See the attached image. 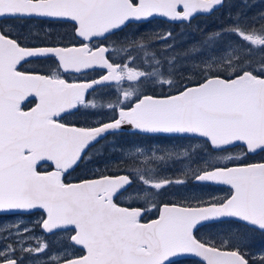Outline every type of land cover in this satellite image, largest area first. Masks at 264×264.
Here are the masks:
<instances>
[{"label": "snow or ice", "instance_id": "snow-or-ice-1", "mask_svg": "<svg viewBox=\"0 0 264 264\" xmlns=\"http://www.w3.org/2000/svg\"><path fill=\"white\" fill-rule=\"evenodd\" d=\"M253 7L249 0H0V21L72 25L65 39L0 23V214L44 213L29 225L0 224L7 233L0 235V264H25L26 257L29 264H174L171 258L180 254H193L198 264H264V247L253 250L255 235L264 238V161L244 162L249 153L264 152V56L252 55L264 53V7L248 15ZM224 8L229 23L186 53L174 51L173 29L142 31L157 16L190 24ZM117 32L125 50L118 60L109 40ZM49 58L55 66L47 74L20 70ZM70 72L100 74L70 82L63 78ZM165 87L174 94H148ZM101 88L115 97L103 106L89 98ZM30 98L37 102L25 110ZM75 113L92 116L90 126L64 122ZM126 130L134 137L206 140L218 155L191 170L193 183L227 185L230 195L188 190L178 200L157 201L176 195L173 188L187 189V180L160 175L180 162L175 149L153 146L146 154L141 141L117 146L106 140ZM100 140L119 152L122 163L114 167L121 174H107L113 164L101 146L96 177L67 182L77 167L93 162L88 151ZM237 144L240 155L226 154ZM49 163L52 170H41ZM152 163L157 168L149 172ZM136 203L145 207L131 206ZM153 210L158 217L144 222ZM35 226L43 236L66 234L60 248L51 251L50 242L34 235Z\"/></svg>", "mask_w": 264, "mask_h": 264}, {"label": "rangeland", "instance_id": "rangeland-1", "mask_svg": "<svg viewBox=\"0 0 264 264\" xmlns=\"http://www.w3.org/2000/svg\"><path fill=\"white\" fill-rule=\"evenodd\" d=\"M240 1V0H237ZM236 0L231 1L233 4L236 5H240L237 4ZM249 3H252L255 5V7H253L250 11V13L248 15H252L254 14L256 11H258L260 8L264 7V0H249ZM226 11H229L228 8H225ZM221 13L215 12V17H217V15H220ZM227 16V14H226ZM219 19V18H217ZM200 20V21H199ZM196 20L195 22H192L189 24V26H184V27H180L178 26L177 30H174L173 33H180V31L182 29H185V33L188 36V42L180 45V39L178 40V42L176 43V48L174 49L175 52L177 53H186L188 52L192 45L197 44V42L199 41V36L205 35V29H204V25L205 22L202 19ZM153 23V22H152ZM149 24L146 27H144L142 29L143 32H164L165 30H167L166 28H170V27H165L166 25H161V28H158L154 25ZM228 24V18L226 19L224 25ZM217 26V24L214 25V27ZM203 27V28H202ZM43 28V27H42ZM42 28H37L35 25H33V28H30L33 32H41ZM68 27L66 26H54V28L52 29V33H56L60 36L64 35V32H68ZM23 30V28L21 29ZM25 32V30H24ZM42 33V32H41ZM200 33V35H199ZM57 35V36H58ZM197 35V37H196ZM204 37V36H203ZM119 39V38H118ZM226 39H234V37H226ZM187 40V38H186ZM118 45V44H116ZM156 48H161L163 47V45H156ZM256 46H254L255 49ZM124 53V54H123ZM119 55L120 57L125 55V50L123 47H119L117 48V51H115V56ZM252 55L255 59H259L261 56H264V53H261L259 51H253ZM139 63V61H138ZM107 92L104 90L102 92V97H98L96 99H101V98H112L114 99V94L110 91V89L106 88ZM96 100L98 104H106L108 101L104 98V102L103 101H99ZM99 101V102H98ZM104 104V105H105ZM98 111H100L101 113V118H104L106 115H102L104 113L103 111V107H101L100 109H98ZM88 116V115H87ZM93 120V118H92ZM113 139H115L116 141V145H127L132 141H136L133 138H129L128 140H123V139H119V138H109L108 141H112ZM139 141V140H137ZM146 154H150L149 153V149L153 146H156L157 148H162V149H175V157L180 161L178 163H176L174 166H169L165 169H163L160 172L161 176H166L170 179L176 180V179H180V180H187L188 181V185H187V189L184 187H179V188H173L170 191L171 192H175L176 195H171V194H165L162 197H157V201H172V200H178L180 199L183 195L187 194L188 190H193L195 192H197L198 194H202L205 197L207 196H215V197H222V191L224 190H218L213 188V186L208 185V184H203V185H194V183L192 182V178H191V170L193 168L196 167L197 164H199L201 161H204L205 159H210L213 162L215 161L216 156L218 155L217 153H214L213 151H204L203 149H199L198 147L201 145L200 142H193V141H184L183 140H175L174 142H169V141H148L147 145L142 144ZM114 146L111 143H106L104 146V154L105 157H111V161L113 164V168L112 170L115 171V167L114 165L116 163H122V161H120L118 159L119 157V152L113 153L112 152V148ZM233 152H226V154H230V155H240L241 150L238 149H232ZM230 150V151H232ZM187 151L189 153V156L187 158H183L181 157V153ZM162 152H157V155H162ZM141 160L143 159V157L140 158ZM168 163L171 165V161H168ZM91 173H97V169L102 168L103 165L102 164H98L96 162L91 163ZM157 165L155 163H152L150 165H148L146 167V170L149 172H153L154 170H156ZM88 170V163L86 162L83 167H82V171L83 172H87ZM135 186V185H134ZM136 187V186H135ZM134 188H129V190H127V192L121 194V196H119L118 200L119 201H124L126 199L129 198V194H133ZM138 204H143V203H136L133 204V206H136ZM145 205V204H144ZM150 206V205H149ZM40 216L39 215H35L34 217H27V219H23L19 216H0V224H3L5 221L7 222H13V221H23V223L25 225H29L31 224V222L36 221ZM227 227V226H225ZM201 234H203L204 232L208 231L207 229H201ZM7 233H0V235H6ZM35 236L37 237H42L44 240L48 241V242H52L51 243V251L53 248V251H57L60 248V245L62 243L63 240V235L66 234H60L57 233L55 235H49V236H43V234L40 232L39 227L35 226ZM10 242L11 241H7ZM35 244V241H33V246ZM0 247H2V245H0ZM264 247V239L261 238L260 236L257 237L255 236L253 239V250L258 249ZM57 249V250H56ZM18 255V253H17ZM20 255V254H19ZM35 259L38 260H43L45 259L44 256L41 257H37ZM26 264H29V259L26 261ZM177 264H198L197 262L194 261H186V262H179Z\"/></svg>", "mask_w": 264, "mask_h": 264}, {"label": "flooded vegetation", "instance_id": "flooded-vegetation-1", "mask_svg": "<svg viewBox=\"0 0 264 264\" xmlns=\"http://www.w3.org/2000/svg\"><path fill=\"white\" fill-rule=\"evenodd\" d=\"M154 21L166 22V25H169V26L171 25L172 26V24L168 23L167 21H165L163 19L155 18V19L152 20V22H154ZM193 21L191 20V23ZM0 23H6V24H11V25H17V24L23 25V30L22 31L25 30V32H27L29 28H33V25H35L37 28H42L43 27L41 29V32H43L44 30L52 31V29L54 28L55 25L56 26H60V27L66 26L69 29H68V32H66V33L64 32L63 36H64L65 39H71L70 33H71L72 25L70 23L50 22L47 19H37V18L26 19V20H23V21H16V20L9 19V20L0 21ZM181 25L189 26V24H177V26H181ZM133 27H135V26H133ZM52 34H53V38H55L58 35L56 33H52ZM123 35H124L123 33L117 32V33H115V35L109 37V40L115 42L114 45H112L111 55L113 56V58H115L117 60L120 58V56L119 55L115 56V51H117V48L122 47L121 44H120V39H121V37ZM116 44H118V45H116ZM54 66H55V60L49 58L48 60H34V61H31L28 64H25L24 67L21 68L20 70L21 71H25V70H33V69H35V70H38L41 74H47L49 67H54ZM99 74L100 73H98V72L97 73L87 72L84 75H79L78 76V74L68 73V74L64 75L63 78L69 80L70 82L73 79H76L77 77L79 79H81V80H85L86 79V80L90 81L91 79L95 78ZM189 85H191V84H189ZM104 90L107 92L106 88L97 89L94 93H90L89 94V98L90 99H94V98L102 97V92ZM108 99H107V101H108ZM35 102H36L35 99L28 100L26 102V104H24L25 109H28L29 107H31ZM102 115H105V113H103ZM92 118H93L92 116H87V115H82V114H79V113H75V114L66 116L64 122H66V123H74V124H77L78 126H90ZM104 119H107V115L104 117ZM85 121H87V122H85ZM109 137H111V135L108 136L107 138H109ZM114 138H119V139H123V140H128L129 138H134L136 141L139 140V141L142 142V144L147 145L148 141H159V142L169 141V142H174L175 140H179L177 138H181V137H178V136H161V135L152 136V137H148V136H145V137H134V136L131 135L130 132L124 131L123 133L117 134L116 137H114ZM183 139L187 140L185 138H183ZM104 141L105 140H100L99 143L93 145L90 148L89 154H93L94 152H96L97 149H100L101 146L103 145ZM45 169L50 171V170H52V166L49 165V164L41 165V170H45ZM90 177H95V176H90ZM77 180H79V176L77 174V170L72 171L70 173V175L68 176V178H67V182H75ZM213 187L214 188H219L218 186H213ZM218 190H221V189H218ZM228 194H229V191H227V193H224V191H222V197H226ZM116 200L118 201L117 198H116ZM138 207H142V204L138 205ZM157 212H158V210H153L152 212L146 214L144 216V222L149 221V220L153 219L154 217H156L157 216ZM35 215L42 216L43 214L41 212H35V213H32L31 215L24 214V215H21L19 217H21L23 219H27V217H34ZM0 216H10V215L5 214V215H0ZM39 230H40V228H39ZM40 232H41V230H40ZM255 236L259 237V234H256ZM7 243H10V242H7ZM50 243H52V242H50ZM0 245H2V244H0ZM52 251H53V248H52ZM19 254L20 253L18 252V255ZM28 259L29 258H27V257L25 258V264H26V261Z\"/></svg>", "mask_w": 264, "mask_h": 264}, {"label": "trees", "instance_id": "trees-1", "mask_svg": "<svg viewBox=\"0 0 264 264\" xmlns=\"http://www.w3.org/2000/svg\"><path fill=\"white\" fill-rule=\"evenodd\" d=\"M231 1H233V0H231ZM237 4H240V1H237ZM246 11H248V14L251 12L250 10H246ZM217 12L221 13L220 15H217V17H215L216 16L215 13H213L212 15H208V16H202L201 19L205 22V25L203 26L204 29H205V35L206 34L210 35L214 31L219 30L221 28V26L224 25L226 19L228 18V16H226L228 11H226L225 8L224 9H220ZM217 18H219V19H217ZM228 23H229V20H228ZM215 24H217V26L214 27ZM152 25H154V26H156L158 28H161V25H163V26L166 25V22L154 21L152 23ZM165 27H169V25H166ZM180 27H184V26L182 25ZM177 28H178L177 25H173L172 24V26H170V28H166V29L167 30L168 29L177 30ZM184 31H185V29H182L180 31V33H173V35L176 37V43L180 39V45L188 42V36H187V34ZM199 35H200V33H199ZM205 35L199 36V38H198L199 41L197 42V45L199 44L200 41H202L204 39L203 36H205ZM196 37H197V35H196ZM186 38H187V40H186ZM164 89L168 90L167 87L164 88ZM157 90H161V89L157 88ZM163 90H161V91H163ZM202 143H203V147L206 148V150L212 151V149L210 148V146H209L207 141H203ZM238 148H239V150L242 151V147H236L235 149H238ZM227 152H230V149H227ZM262 158H264V152H260L258 154H254V155H249L248 154V156L244 160V162H246V163L247 162H251V161L254 162V161L260 160ZM174 264H177V263H174Z\"/></svg>", "mask_w": 264, "mask_h": 264}, {"label": "water", "instance_id": "water-1", "mask_svg": "<svg viewBox=\"0 0 264 264\" xmlns=\"http://www.w3.org/2000/svg\"><path fill=\"white\" fill-rule=\"evenodd\" d=\"M158 18H162V19H164L163 17H159V16H157ZM35 106V105H34ZM33 106V107H34ZM126 131H128V130H126ZM161 135H166V134H161ZM237 145H240V144H237ZM236 146V145H235ZM234 147V146H233ZM251 154H253V153H251ZM215 185H223V184H215ZM225 186H227V185H225ZM227 187H229V186H227ZM186 256H190V257H195L193 254H180V255H177L176 257H173V258H171L172 260L173 259H176V258H179V257H186ZM198 258V257H197ZM200 259V258H199Z\"/></svg>", "mask_w": 264, "mask_h": 264}]
</instances>
